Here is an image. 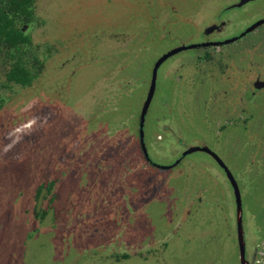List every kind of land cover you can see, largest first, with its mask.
<instances>
[{
    "label": "rangeland",
    "instance_id": "1",
    "mask_svg": "<svg viewBox=\"0 0 264 264\" xmlns=\"http://www.w3.org/2000/svg\"><path fill=\"white\" fill-rule=\"evenodd\" d=\"M237 1L35 0L40 75L0 89V264H238L229 181L209 154L180 155L199 145L232 173L264 264V24L160 64L139 138L155 60L264 12Z\"/></svg>",
    "mask_w": 264,
    "mask_h": 264
},
{
    "label": "trees",
    "instance_id": "2",
    "mask_svg": "<svg viewBox=\"0 0 264 264\" xmlns=\"http://www.w3.org/2000/svg\"><path fill=\"white\" fill-rule=\"evenodd\" d=\"M37 20L35 0H0V67L4 74L0 89L11 85L30 86L40 75V48L33 44L28 33V26L37 25ZM45 50L50 51L48 47ZM4 102L5 96L0 94V106ZM53 183L47 181L38 185L36 196L42 189L49 192Z\"/></svg>",
    "mask_w": 264,
    "mask_h": 264
},
{
    "label": "water",
    "instance_id": "3",
    "mask_svg": "<svg viewBox=\"0 0 264 264\" xmlns=\"http://www.w3.org/2000/svg\"><path fill=\"white\" fill-rule=\"evenodd\" d=\"M250 1H253V0H238V2L234 3L231 7H239V6H241L247 2H250ZM263 21H264V19H261V20L254 22L253 24L248 26L245 29V31L240 34V36L244 35L245 33L249 32L251 30H253L256 26L261 24ZM212 30H213V28L210 27V28H207L204 32H205V34H208ZM232 40H235V38L225 40V42L228 43V42H231ZM215 44H217V43L205 42V43H201L199 45L208 46V45H215ZM197 45L198 44H188V45L177 46V47L163 53L153 64V68L151 71V80H150L149 89L147 91V94H146V97H145V100L143 102V105L141 107V112H140V122H139L140 142L143 141V131H142L143 118H144V114L146 112V109L148 107V104L150 102V99H151L153 92H154L157 68L159 67V65L164 60H166L171 55H173V54H175L181 50L192 49V48L196 47ZM254 86L255 87H259V86L264 87V82L256 81L254 83ZM142 150H143V152H145L144 148ZM194 151H202V152H205V153L211 155L216 160L218 165L224 170L226 178L229 180V183H230L232 190H233V195H234V200H235V223H236V236H237V242H238V248H239V258H240L241 264H248L246 259H245V244H244V233H243V227H242L241 198H240V193H239L237 183H236L232 173L230 172V170L225 166V164L221 161V159L213 151H211L207 146H190L182 152V155H186V154L192 153ZM168 167L169 166H164L163 168H168Z\"/></svg>",
    "mask_w": 264,
    "mask_h": 264
},
{
    "label": "flooded vegetation",
    "instance_id": "4",
    "mask_svg": "<svg viewBox=\"0 0 264 264\" xmlns=\"http://www.w3.org/2000/svg\"><path fill=\"white\" fill-rule=\"evenodd\" d=\"M254 1V0H253ZM238 2V1H237ZM236 3V2H235ZM234 3H232V4H230V5H227L226 6V8L225 9H229V8H240V7H242V6H245V4H243V5H241V6H239V7H231L232 5H233ZM261 19H264V12H261V13H259V16H258V18H257V20H255L254 22H256V21H258V20H261ZM254 22H252V23H249L247 26H245V28H242V30H240L239 32H236V33H234V34H226V33H224V28L226 27V25H227V23H228V19L226 20H224V19H220L217 23H210V24H208L207 26H205L204 28H202V30H201V32H199L200 34H199V38H198V40H196L195 42H191V43H186V44H180V45H178V46H181V45H188V44H198L196 47H194V48H192L191 50H196V49H207V48H213V47H219V46H221V45H227V44H230V43H232V42H235L236 40H238L239 38H241L242 36H244V35H246L247 33H251V32H254L257 28H259L260 26H262L263 24H264V21L261 23V24H259L258 26H256L253 30H251V31H249V32H247V33H245L244 35H242V36H240V34L242 33V32H244L245 31V29L248 27V26H250L251 24H253ZM213 28V30L210 32V33H208V34H205V30L207 29V28ZM213 34H215V36H213ZM231 38H235V40H232L231 42H228V43H226L225 42V40H228V39H231ZM205 42H215V43H217V44H215V45H208V46H202V45H199V44H201V43H205ZM223 42V43H222ZM187 50V49H186ZM206 51V50H205ZM174 55V54H173ZM206 56H207V58H208V54H205ZM172 56V55H171ZM156 61V60H155ZM165 61V60H164ZM163 61V62H164ZM162 62V63H163ZM161 63V64H162ZM160 66V65H159ZM157 73V72H156ZM257 76H258V74H257ZM150 80H151V78H150ZM156 80V79H155ZM256 81H262V82H264V78H260V77H254V79L252 80V87H253V89L254 90H260V89H264V87L263 86H259V87H255L254 86V83L256 82ZM149 85H150V82H149ZM154 88H155V86H154ZM148 89H149V86H148ZM148 89H147V91H148ZM251 92H253V91H251ZM147 94V93H146ZM146 97V96H145ZM145 100V99H144ZM140 112H141V110H140ZM139 122H140V119H139ZM199 146H204V145H199ZM188 148V147H187ZM187 148H185V149H187ZM185 149H183L182 150V152L185 150ZM182 152H181V156H184V155H182ZM181 156H179L178 158H176V159H178V160H176V162L174 163V164H176L180 159L179 158H181ZM211 156V155H210ZM212 157V156H211ZM213 158V157H212ZM213 160L216 162V160L213 158ZM217 163V162H216ZM224 163V162H223ZM225 164V163H224ZM217 165H218V163H217ZM219 166V165H218ZM226 166V165H225ZM220 167V166H219ZM227 167V166H226ZM221 168V167H220ZM222 169V168H221ZM222 171L224 172V170L222 169ZM224 174H225V172H224ZM226 176V175H225ZM228 180V179H227ZM229 181V180H228ZM230 184V183H229ZM235 225H236V223H235ZM242 227H243V222H242ZM243 233H244V230H243ZM236 239H237V236H236ZM237 244H238V242H237ZM244 244H245V239H244ZM238 246V245H237ZM238 254H239V248H238ZM217 257V256H216ZM216 257H211L212 258V260H209V261H206L204 264H216V262H215V259H216ZM258 256H257V249L255 248V249H253V251H252V253L249 255V256H246V253H245V259H246V261H247V263L248 264H259L260 263V261H259V259L257 258ZM238 264H241V262H240V258L238 257Z\"/></svg>",
    "mask_w": 264,
    "mask_h": 264
}]
</instances>
